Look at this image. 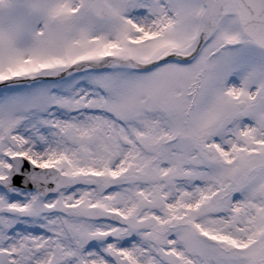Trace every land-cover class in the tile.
Returning a JSON list of instances; mask_svg holds the SVG:
<instances>
[{"label":"snow or ice","instance_id":"snow-or-ice-1","mask_svg":"<svg viewBox=\"0 0 264 264\" xmlns=\"http://www.w3.org/2000/svg\"><path fill=\"white\" fill-rule=\"evenodd\" d=\"M0 264H264V0H0Z\"/></svg>","mask_w":264,"mask_h":264}]
</instances>
